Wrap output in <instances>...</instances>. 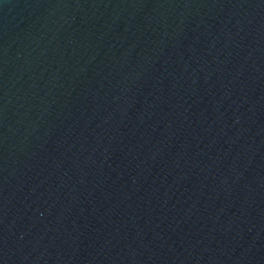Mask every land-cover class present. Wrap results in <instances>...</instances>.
<instances>
[{"label": "water", "instance_id": "1", "mask_svg": "<svg viewBox=\"0 0 264 264\" xmlns=\"http://www.w3.org/2000/svg\"><path fill=\"white\" fill-rule=\"evenodd\" d=\"M0 264H264V0H0Z\"/></svg>", "mask_w": 264, "mask_h": 264}]
</instances>
